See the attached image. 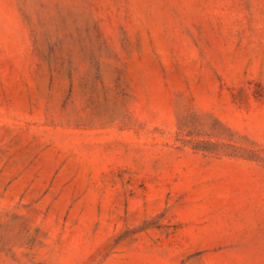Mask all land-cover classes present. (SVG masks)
<instances>
[{
    "label": "rangeland",
    "instance_id": "374dc122",
    "mask_svg": "<svg viewBox=\"0 0 264 264\" xmlns=\"http://www.w3.org/2000/svg\"><path fill=\"white\" fill-rule=\"evenodd\" d=\"M0 264H264V0H0Z\"/></svg>",
    "mask_w": 264,
    "mask_h": 264
}]
</instances>
